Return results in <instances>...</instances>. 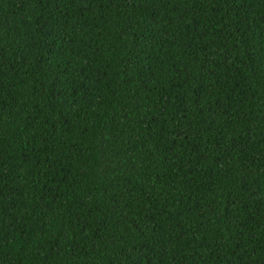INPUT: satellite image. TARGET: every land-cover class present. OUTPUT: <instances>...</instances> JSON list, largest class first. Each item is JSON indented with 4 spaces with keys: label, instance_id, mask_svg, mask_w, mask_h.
<instances>
[{
    "label": "trees",
    "instance_id": "obj_1",
    "mask_svg": "<svg viewBox=\"0 0 264 264\" xmlns=\"http://www.w3.org/2000/svg\"><path fill=\"white\" fill-rule=\"evenodd\" d=\"M0 264H264V0H0Z\"/></svg>",
    "mask_w": 264,
    "mask_h": 264
}]
</instances>
